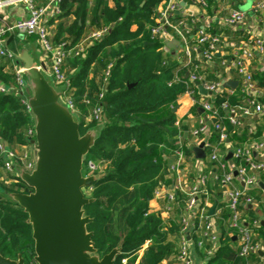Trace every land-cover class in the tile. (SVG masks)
I'll use <instances>...</instances> for the list:
<instances>
[{"label": "trees", "instance_id": "obj_1", "mask_svg": "<svg viewBox=\"0 0 264 264\" xmlns=\"http://www.w3.org/2000/svg\"><path fill=\"white\" fill-rule=\"evenodd\" d=\"M165 1L61 0L52 32L54 45L62 41L74 45L85 34L88 20L98 29L107 28V33L94 42L82 58L68 59L63 67L70 81L80 135L88 130L96 133L81 170L86 177L89 162L97 167L92 174L96 179L84 189L92 199L83 207L84 215L91 219L86 230L92 235L91 241L99 257L119 247L120 252L112 264H122V260L125 264H178L175 258L179 232L177 216L186 195L174 192L178 210L174 217L165 221L149 211L153 191L161 185L169 188L172 182V179H166L169 171L163 157L179 149L170 107L187 89L192 90L195 100L198 99L197 88L188 82V74L195 72L201 76V85L225 77L218 66V57L212 65L194 58L186 65L187 60L178 63L159 51L161 40L158 36L152 37L151 28L156 26L157 8ZM206 1L209 6L212 4V0ZM170 20L176 22L179 17ZM223 33L231 41L237 35L227 30ZM187 39L189 43L193 42L189 36ZM193 66L197 70L193 71ZM5 67L6 63L0 60V87L15 86L13 74ZM107 69L108 77L103 86ZM175 72L179 81H174ZM256 78L258 83L264 80L263 75L255 76L253 80ZM102 88L103 97L99 100ZM85 99L89 100V106L84 103ZM244 99L241 89L224 90L214 96L211 111L216 113V125L221 129L213 130L210 142H216L221 133L225 134L231 149L260 142V132L250 131L247 125L241 126L242 118H239V125L231 123L228 111L223 108V105L227 109L239 107ZM257 101L263 103L264 98L259 97ZM97 103L102 105L101 116L98 120L87 121L86 116ZM192 112L199 113L200 105L195 103ZM31 124V116L19 98L12 93L0 92V139L10 148L26 146L30 142L27 129ZM219 148L223 153L228 152L223 146ZM182 151L186 156L191 155L186 145H182ZM230 161L238 162L233 158ZM215 177L212 181L206 178L204 187L209 195L207 199L200 196L199 203L203 207L207 200L208 204L220 209L221 234L212 256L206 255L210 248L208 243L201 248L195 246L198 258L202 264L262 263L259 256H250L247 261L237 256L238 249L231 237L233 231L227 227L229 210L225 203H218L217 194L222 191L221 173L217 171ZM29 191L15 176L0 182V255L11 260L21 255L24 264H35L31 227L25 222L27 215L9 197L10 193ZM246 194L258 203L263 200L257 191ZM246 211L245 223L253 231L255 243H261L264 226L257 223L258 218L250 210ZM253 222L256 225L252 226ZM193 229H198L197 220ZM196 237L193 233L194 242ZM144 246V252L138 257Z\"/></svg>", "mask_w": 264, "mask_h": 264}, {"label": "built area", "instance_id": "obj_2", "mask_svg": "<svg viewBox=\"0 0 264 264\" xmlns=\"http://www.w3.org/2000/svg\"><path fill=\"white\" fill-rule=\"evenodd\" d=\"M60 1L4 0L0 2V8L13 5L21 7V14L14 22L8 23L6 20L0 19V60L6 63L5 69L13 74L16 84L8 88L0 87V92L12 93L18 97L20 103L25 106L28 112L27 95L22 85L20 64L14 52L8 47V41L13 38H20L26 43L31 41L32 45L38 48L41 55V62L45 64L46 73L49 74L52 82L58 88L62 103L75 115V113L77 114V110L71 95L72 89L63 66L68 59L82 58L86 50L107 33V28L103 27L90 32L88 35L84 34L74 45H69L63 41L54 45L52 41V29L56 23V17L60 13ZM181 1L185 4L183 7L180 5ZM230 1L233 6H231L227 14L221 17L217 25L221 29L228 28L232 32H237V27L242 25L246 19V13L238 8L242 0ZM253 1L250 11L256 15L264 10V0ZM192 8H197L200 13L193 12L191 10ZM208 8L209 5L206 0H166L157 9L156 26L151 28V35L152 37H159L167 30L175 33L182 42L183 51L187 57L186 65L190 64L192 55L191 44L187 39V36H189L190 39H193L192 43L198 49V60L200 62H204L206 65H212L215 57H218V66L221 70L234 71L243 78L241 90L245 94V99L242 105L230 109H227L226 105H223V108L228 111L229 121L239 125V118L243 120L264 115V105L258 103L254 96V80L246 68V62L252 60L255 55L264 56V37H249L246 34L243 38L241 35L237 43L230 44L236 50L234 52L231 51L230 54L228 53L225 56H220L219 46L224 41V36L223 32L214 30V26L211 23L218 20V17L216 16L217 14L211 15L208 13ZM176 11L178 15H175ZM174 16H178L179 20L171 22L170 19ZM191 31H193L192 35H189ZM196 68V66H193V71L197 70ZM187 76L188 82L193 84L195 82L200 83V79H202L195 72ZM107 77L108 69L104 73L103 86L106 84ZM174 81H179L177 72L174 73ZM201 86L209 94V100L200 105L202 114H200L201 117L198 121V126L191 131V136L197 139L198 145L204 142L203 148L208 150L205 153L204 160L212 163L213 168L221 173L220 183L225 189L223 203L226 204L230 213L227 227L233 231L231 237L235 241L236 248L238 249L237 256L247 261L250 256H257V253L262 248L260 243H255L253 231L247 227L244 218L240 216L239 205L241 203L243 205H251L257 202L249 197L245 193V190L238 189L236 185L240 184L243 188L254 189L258 186L259 181H262L264 184V159L259 160L255 156L256 153L263 151L264 143L251 142L250 145L231 149L223 133L219 135L216 142H210L213 130L221 129L220 125L211 123L212 119H216V113L211 111L214 96L224 90L228 92H231V90L223 87V80L206 83V85ZM185 94L192 96L193 93L191 89H187ZM102 97L103 88L98 94V99L100 100ZM84 103L87 106L90 104L88 99H85ZM101 111L102 105L100 103L95 104L91 107L86 116V120H98L101 116ZM176 126L178 127V123H176ZM27 134L30 137V142L23 147L10 148L0 139V182L8 177H17L19 170L26 173H30L33 170L34 155L33 144L31 143L34 139L33 120L31 126L27 129ZM220 146L225 147L228 152L232 153L231 158L238 161L237 164H233L232 162L228 164V161L225 162L223 160L224 154L221 155L219 151ZM192 148L191 146L188 147L190 152ZM172 154L174 161L168 165V171L173 175L172 190H168V188L161 185L153 191L152 200L161 202L164 209L168 212L170 206L175 203V191L186 195L184 205L179 209L177 216L179 232L177 235L178 242L175 258L178 264H195L191 254L195 246L201 248L204 243H208L210 248L206 250V255H213V251L221 234V225L218 222L220 209H214L215 211L210 216L207 211L210 204L207 203V200H205L204 206L200 207V196L203 195L207 199L209 195V192L204 187L206 181L204 175H199L197 184L191 190H183L181 175L184 170L183 164L185 156L182 149H178ZM96 169L97 167L89 162V173L87 176L92 175ZM261 176L263 180L260 179ZM13 182L16 181L13 180ZM261 206V210L264 213V201L261 203ZM195 220L198 221V229L196 231L193 229ZM223 224L226 223L223 222ZM254 225H256L255 222L252 223V226ZM193 233L197 234V240L195 242L193 240ZM125 263L126 261L122 260V264Z\"/></svg>", "mask_w": 264, "mask_h": 264}, {"label": "water", "instance_id": "obj_3", "mask_svg": "<svg viewBox=\"0 0 264 264\" xmlns=\"http://www.w3.org/2000/svg\"><path fill=\"white\" fill-rule=\"evenodd\" d=\"M180 5L184 6V2ZM13 52L20 64L22 85L33 120L34 168L30 173L22 170L17 173V178L30 191L10 193L9 197L27 215L25 222L31 227L33 261L35 264H112L120 252L119 247L99 257L91 241L92 235L86 230L91 219L83 211V207L92 202L83 190L96 178L82 175V163L94 144L96 133L88 130L80 135L77 117L62 103L60 92L48 81L43 62L37 63L31 52L22 46ZM194 85L200 95H209L200 83ZM237 85V81H223V87L230 90H235ZM211 123L216 124L217 120L212 119ZM203 145L201 142L192 148L196 159H204ZM231 157L232 153L228 152L225 160ZM258 185L264 192V184L259 182ZM213 211L214 206L208 214L211 216ZM0 264H24V261L21 255L15 260L0 255Z\"/></svg>", "mask_w": 264, "mask_h": 264}, {"label": "crops", "instance_id": "obj_4", "mask_svg": "<svg viewBox=\"0 0 264 264\" xmlns=\"http://www.w3.org/2000/svg\"><path fill=\"white\" fill-rule=\"evenodd\" d=\"M1 1H4V0H0V2ZM185 1H187V0H185ZM246 1L247 0H242V2H240L238 5V8L241 5L245 6L244 10H241V11H245L246 19L242 25L237 27V29H238L237 32H232L228 28L227 29L226 28L221 29V27H219L217 25L218 21L220 22L221 17H223L225 14H227L228 11L231 9V6H233L230 0H212V4L209 6V10H210L209 13L211 15L217 14L216 16L218 17V20H215L212 22L216 26V30L221 31V32H224L225 30H227L230 33H236L237 34L235 39H233L231 41L230 37L223 33V36H224L223 40L224 41L219 46L220 56H225L228 53L230 54L231 51L234 52V50H236V49L232 48L230 44L235 43V42L237 43L239 41V37L241 35L243 38H244V35L246 36V34L249 37H257V36H263L264 37V10L260 11L256 15H254L250 11V8H251L254 1L249 0L248 4L246 3ZM191 10L193 12L200 13V11L197 8H192ZM156 12L158 13L157 10H156ZM20 14H21V7L20 6L13 5V6H9L6 8H0V19L6 20L8 23H12L15 20H17L19 18ZM88 22H89V20L86 22V25ZM214 25H212V26H214ZM95 29H96V27H95ZM52 31H53V29H52ZM159 38L161 40V46L159 48V51H161L165 56L169 57L172 60H176L178 63H181L182 60H184V59L187 60V57L183 51L182 42L180 41V39L177 37V35L175 33H172L170 30H167L165 33H163L161 36H159ZM14 39L15 38L10 39L8 41V47L9 48H10ZM19 41H20L19 43L23 42L20 38H19ZM190 44H191V49H192L191 58L198 60L199 59L198 49L194 43L191 42ZM235 53H237V52L235 51ZM39 59L41 60V57H39ZM246 68H247L248 72L251 74L252 78L255 76H259V75L264 76V56L255 55L252 60L246 62ZM222 71L225 75L223 81H228V80L237 81L238 85H237L236 89H241L242 82H243V78L241 76H239L234 71H224V70H222ZM254 85H255L254 96L256 97V100H258L259 97L264 98V80H262L261 83H258V80L256 78L254 80ZM231 91H234V90H231ZM197 95L199 97L197 100H195V98H194L195 95L191 96L188 94H184L182 97L179 98V100L176 102V104L174 106L170 107V109H171L170 112L174 115V118H175L174 125L177 128V135H176V141L175 142H176V145L179 146V149H182V145H186L187 147H190V146L195 147L198 145L197 139H194L191 136V131L198 126V121L201 117L200 114H202V112L194 114L192 112V108L195 105V103L202 105L203 103L207 102L209 100V98H208V96L205 97V96L200 95L198 93V91H197ZM260 104L264 105V102L263 103L261 102ZM176 123H178V127L176 126ZM209 124L211 125V123H209ZM244 125H247L251 131L260 132V136L258 137L259 138L258 140L260 142L264 143V131H263L264 115L243 119L241 126H244ZM203 151H204V153H206L204 148H203ZM220 153H221V155L224 154V157H226L228 152L223 153L220 151ZM184 156H185V161L183 164L184 170H183L182 175H181V183H182V187H183L184 191L191 190L197 184L198 177L200 174L204 175L207 179H211L210 181L214 180L215 174L217 171L215 170V168H213L212 163L207 162L204 159H202V160L196 159L193 151H191L190 156H186L185 154H184ZM255 156L259 160H263L264 159V149H263V151L256 153ZM224 157H223V160H225ZM163 159L166 160L168 165L173 163V161H174L173 154H170L168 157H163ZM225 162H227L228 164L231 163L230 159L225 160ZM172 176L173 175H171L169 172V175L166 176V179H172ZM260 179L263 180L262 176L260 177ZM259 182L262 183V181H259ZM171 185H172V182H171ZM171 185L168 188V190H172ZM162 186L165 187V185H162ZM236 186L238 187V189L245 190V193H248L249 191H253V190L259 192L261 194V197L263 198L262 202L264 201V192L260 189L259 185L254 189L243 188V186L240 184H238ZM224 191H225V189L222 187L221 193L217 194L218 203L224 202V196H225ZM262 202H260V203L257 202V203L251 204V205H243V203H241L239 205L240 216L242 218H244V220H245V218L247 217V211L246 210H250L252 212V214H254L258 218L257 223L258 222H260V224L262 222L264 223V213L261 210V207H262L261 203ZM212 206H214V209H217L216 205H210L209 209ZM209 209H208V211H209ZM177 210H178V207L175 203L170 206V209L167 212L164 209L161 202H159L157 200H152V199L149 202V211L158 214L163 221H165L171 217H174ZM177 242H178V240L176 238L175 249H177ZM260 245H261L262 250L259 252H262L263 255L260 256L259 252H258L257 256L262 258V263L264 264V241H261ZM145 248H146V246H144V248L138 253V257L141 256V254L144 252ZM191 254L193 256L195 264H202L201 260L198 258L197 254L195 252V249H192ZM250 264H253V263L250 262Z\"/></svg>", "mask_w": 264, "mask_h": 264}, {"label": "rangeland", "instance_id": "obj_5", "mask_svg": "<svg viewBox=\"0 0 264 264\" xmlns=\"http://www.w3.org/2000/svg\"><path fill=\"white\" fill-rule=\"evenodd\" d=\"M246 3L248 4L249 3V0H247L246 1ZM244 8H245V6H243V5H241L240 7H239V9L240 10H244ZM86 32H85V35L87 34H89L90 32H92V31H95V30H97V28L95 29V27L92 25V23H90V21L87 23V25H86ZM53 32V31H52ZM29 43H26V44H21V43H19L18 41H17V39H14L13 40V42H12V44H11V46H10V49L12 50V51H16L19 47H25V48H27L30 52H31V54L33 55V57L35 58V60L37 61V63H39V62H41V60L39 59V57H41V55H40V53H39V50H38V48L37 47H35L34 45H32V42L31 41H28ZM47 64V63H46ZM46 77H47V79H48V81L53 85V87L58 91V88L55 86V84L52 82V80H51V78H50V76H49V74L48 73H46ZM83 193H84V195L86 196V197H88V192L87 191H83Z\"/></svg>", "mask_w": 264, "mask_h": 264}]
</instances>
